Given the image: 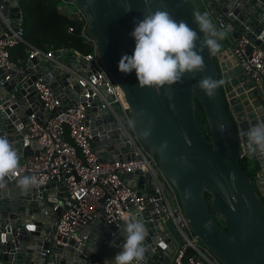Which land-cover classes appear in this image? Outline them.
<instances>
[{"label": "water", "instance_id": "water-1", "mask_svg": "<svg viewBox=\"0 0 264 264\" xmlns=\"http://www.w3.org/2000/svg\"><path fill=\"white\" fill-rule=\"evenodd\" d=\"M72 1L86 16V31L95 41L104 69L123 92L133 131L157 155L159 166L176 189L184 215L200 242L223 264H264V153L253 154L257 161L254 178L245 176L239 156L240 141L249 151L242 133L264 122V95L254 87L241 66L231 61L230 47H224L215 56L205 48L201 53L205 71L195 73V78L193 74H186L182 83L166 85L159 94L154 87H140L134 70L129 74L119 71L122 56L131 55L135 48V40L130 35L135 21L149 10L168 11L177 21H186L203 39L204 34L193 22V11L202 13L198 0H148L147 5L145 0H91V4L88 0ZM4 2L7 3L2 9L3 15L0 14V29L8 31L4 18L16 28L21 10L17 0H0ZM206 2L234 37L245 35L264 49V0ZM126 4H131L130 12L125 11ZM73 32L80 34V28L76 27ZM196 43L199 51L200 40ZM52 55L80 74L90 73L80 68L85 63L72 47L57 49ZM5 75L6 71L0 68V81H3L0 136H6L21 157L32 152L34 145L33 141L23 138L27 117L43 110L33 82L41 76L52 85L65 84V91H69L68 82H74L75 77L41 54L30 57L23 72H16L8 79ZM203 76L224 81L215 98L210 99L196 87ZM74 87L80 89L77 84ZM108 98L112 100L113 95L109 94ZM88 100L93 105L101 104L98 97ZM196 100L205 115L207 134L197 117ZM94 109L87 108L91 112ZM100 111L105 119L99 117L89 122L95 148L101 152L100 144L106 143L114 153L127 150L128 145L116 138L118 130L113 128L116 122L108 108L102 106ZM218 123L227 127L223 134ZM98 130L102 133L100 138L95 134ZM165 142L167 148L162 149ZM22 176L5 178V187L0 189V264H108L114 260L124 243V234L116 226L102 228L99 219L93 222L91 233L83 242L72 240L64 247L53 246L51 239L45 237L49 231L46 222L57 218L59 212L52 208L53 186L59 181L50 180L24 192L17 183ZM126 182L135 185L128 179ZM205 192L210 195L209 199ZM41 207H45L46 213H41ZM153 223H147L150 233L155 229ZM162 225L176 242L162 256L159 249L163 242L154 247L147 234L143 264H169L174 245L182 243L170 218ZM112 230H115L114 236L110 235Z\"/></svg>", "mask_w": 264, "mask_h": 264}, {"label": "built area", "instance_id": "built-area-1", "mask_svg": "<svg viewBox=\"0 0 264 264\" xmlns=\"http://www.w3.org/2000/svg\"><path fill=\"white\" fill-rule=\"evenodd\" d=\"M66 1L74 4L72 0ZM5 4L0 3L1 15ZM208 11L213 12L212 9ZM71 15L82 22L79 26L80 34L92 45V51L88 53L74 49L85 63L80 68L90 73L80 74L77 69L53 58L52 52L55 50L45 52L35 47L29 49L28 61L30 57L41 54L51 59L55 66L68 71L75 80L68 82L69 91H65V84L57 82L52 85L41 76L33 82L43 110L40 114L33 112L27 117L23 138L33 141L34 145L32 152L19 159L20 167L14 176L35 174L40 178L39 186L50 180L59 181L53 186L55 203L52 207L53 210L59 209V212L57 218L47 220L46 230L49 231H46L48 234L45 237L51 239L53 246L64 247L72 240L83 242L88 238L96 219H99L102 228H122L121 222L135 216L147 228H150L148 222L155 221L152 224L154 232L150 233L148 229V234L154 247L163 242L159 249L163 256L167 253L166 249L176 242L162 225L170 218L182 237V243L174 245L169 264H223L192 231L177 191L162 172L157 155L133 131L128 105L122 101L123 92L109 77L100 61L95 41L86 31L84 12L76 6ZM4 20L8 31H0V68L6 71L5 78L8 79L16 72H23L27 64L21 66L9 56L10 47L25 42L21 22L14 28L6 18ZM216 22L218 29L232 34L220 17L216 16ZM75 28L69 27L72 31ZM228 46L231 61L241 66L248 79L254 82V87L264 95V49L242 34L234 37ZM74 84L79 85L80 89L77 90ZM109 94L113 95L112 100L108 98ZM91 97H98L101 104L93 105L88 100ZM116 102L121 114L113 106ZM102 106L110 111L116 122L113 128L118 130L116 138L128 145L127 150L114 153V149L102 143L101 152H98L93 145L89 122L104 118V113L100 111ZM93 107L94 112L87 110ZM107 122L110 124V120ZM95 134L99 138L102 136L99 130ZM240 148V158L246 156L248 169L253 171V160L241 141ZM136 171L141 173L137 174ZM128 174L131 176L128 177ZM127 179L135 185L127 183ZM96 227L100 229L98 224ZM110 235L114 236L115 230L110 231ZM101 240L107 242L105 237H101Z\"/></svg>", "mask_w": 264, "mask_h": 264}, {"label": "clouds", "instance_id": "clouds-1", "mask_svg": "<svg viewBox=\"0 0 264 264\" xmlns=\"http://www.w3.org/2000/svg\"><path fill=\"white\" fill-rule=\"evenodd\" d=\"M91 4V0H88ZM148 4V0H145ZM132 10L131 4L125 5V11ZM193 22L204 34L200 38L198 32L184 20L177 21L168 11H148L142 19L135 21L134 30L130 35L135 40V48L131 55L124 54L119 61V71L125 74L136 73L140 87H154L159 94L164 86H172L183 82L186 74L203 73L206 69L202 52L208 49L211 56L221 51L220 41L227 33L218 29L207 13L193 11ZM200 48L197 51V41ZM224 83L223 80L211 76H203L196 84L210 99ZM169 99L171 95L165 93ZM218 129L223 134L227 131L224 123H218ZM149 132H145L148 135ZM246 137L250 154L264 153V122L257 123L242 133ZM167 148V143L162 149ZM19 154L6 136H0V189L4 188V180L14 177L19 169ZM40 178L37 175H24L17 180L22 191L38 187ZM124 243L114 260L108 264H143L146 248L144 241L148 230L144 222L133 216L126 219L122 228Z\"/></svg>", "mask_w": 264, "mask_h": 264}, {"label": "trees", "instance_id": "trees-1", "mask_svg": "<svg viewBox=\"0 0 264 264\" xmlns=\"http://www.w3.org/2000/svg\"><path fill=\"white\" fill-rule=\"evenodd\" d=\"M17 2L21 10L20 22L24 29L25 42L10 47L9 56L19 65L27 64L31 47L39 48L45 52L68 47L82 53L92 51L90 42L86 41L81 34L69 29L70 26H81L82 22L59 6L57 0H17ZM198 3L202 13H207L199 0ZM116 103L119 107L118 102ZM196 112L200 126L207 134L205 115L198 100H196ZM248 156L253 158V154H250L249 151ZM240 163L245 176L253 178L257 166L253 168V171L248 169L246 156L240 158ZM253 163L255 165V162ZM205 196L207 199L210 198L207 192H205ZM188 252L192 253L191 250Z\"/></svg>", "mask_w": 264, "mask_h": 264}, {"label": "crops", "instance_id": "crops-1", "mask_svg": "<svg viewBox=\"0 0 264 264\" xmlns=\"http://www.w3.org/2000/svg\"><path fill=\"white\" fill-rule=\"evenodd\" d=\"M199 2L204 6V8H205V10H206V12H207V14L209 15V17L211 18V20L213 21V23L216 25V27H217V22H216V14L214 13V12H212V13H210V11H208V9H210L211 10V8H210V6L207 4V2H206V0L204 1V0H199ZM7 3V2H6ZM0 31H2L1 29H0ZM234 37L232 36V34H227L226 35V38L225 39H223L222 41H220V43H221V45H222V48L221 49H223V47H225V46H228L229 44H230V42H231V40L233 39ZM253 158H251L252 160H253V162H255V164L257 165V161H256V159H255V157H254V155L252 156ZM21 157H19V159H20ZM256 169H257V167H256ZM44 208L45 207H41V213H46L45 211H44Z\"/></svg>", "mask_w": 264, "mask_h": 264}, {"label": "rangeland", "instance_id": "rangeland-1", "mask_svg": "<svg viewBox=\"0 0 264 264\" xmlns=\"http://www.w3.org/2000/svg\"><path fill=\"white\" fill-rule=\"evenodd\" d=\"M57 2L59 4V6H61L64 10H66L69 14L73 13V11L76 9V5L75 4H73L71 2H68L66 0H57ZM113 106L117 110V112L119 114H121V111H120L117 103H113ZM249 161H250V159H249Z\"/></svg>", "mask_w": 264, "mask_h": 264}, {"label": "bare ground", "instance_id": "bare-ground-1", "mask_svg": "<svg viewBox=\"0 0 264 264\" xmlns=\"http://www.w3.org/2000/svg\"><path fill=\"white\" fill-rule=\"evenodd\" d=\"M122 101H123V103H124V104L126 103V101H125L124 97H122Z\"/></svg>", "mask_w": 264, "mask_h": 264}]
</instances>
